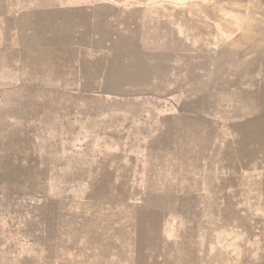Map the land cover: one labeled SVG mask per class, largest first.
<instances>
[{"label":"rangeland","instance_id":"1","mask_svg":"<svg viewBox=\"0 0 264 264\" xmlns=\"http://www.w3.org/2000/svg\"><path fill=\"white\" fill-rule=\"evenodd\" d=\"M0 264H264V0H0Z\"/></svg>","mask_w":264,"mask_h":264}]
</instances>
